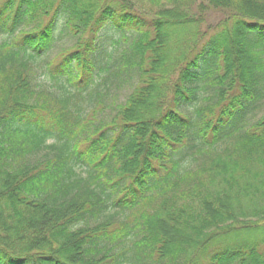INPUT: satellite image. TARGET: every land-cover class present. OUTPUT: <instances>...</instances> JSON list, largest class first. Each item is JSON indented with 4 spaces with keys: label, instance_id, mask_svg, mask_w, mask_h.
<instances>
[{
    "label": "trees",
    "instance_id": "obj_1",
    "mask_svg": "<svg viewBox=\"0 0 264 264\" xmlns=\"http://www.w3.org/2000/svg\"><path fill=\"white\" fill-rule=\"evenodd\" d=\"M146 1L0 0V264H264V116L243 122L264 99V0ZM109 26L136 83L95 124ZM59 29L76 47L48 63L58 92L37 90Z\"/></svg>",
    "mask_w": 264,
    "mask_h": 264
},
{
    "label": "rangeland",
    "instance_id": "obj_2",
    "mask_svg": "<svg viewBox=\"0 0 264 264\" xmlns=\"http://www.w3.org/2000/svg\"><path fill=\"white\" fill-rule=\"evenodd\" d=\"M142 2L148 4L146 0H141L139 4H142ZM180 2V0H161L160 4H162L163 7H173L176 5L178 7ZM180 5L182 6L183 4L181 3ZM197 5L198 2L192 4L191 8H193L194 10L195 6ZM204 7L205 8L202 9L199 14L203 15L205 21L207 18L208 22L213 24L217 22L215 18L218 20L224 11V9L208 7L207 4H204ZM188 30L189 32H191L190 29ZM201 30L204 31V26H202ZM55 35L56 40L53 43L52 48L48 52L43 53L41 56L37 57V59L33 62V87L37 90L58 92V86L61 83L55 82V80L50 77V72L47 68L48 63L55 60L57 57L61 56V54L68 51L69 49H73L76 47V41L78 40L77 36H71L61 29L57 30ZM171 36L176 35L172 34ZM99 41L102 48L104 49V52L102 56L98 58L99 63L103 66L100 68V74L96 80L101 81L97 92H100L101 96L103 95V98H101L102 102H99L97 104L96 101H92L90 107H93L96 104L94 107V113H91V116H88V118L92 119L91 121H94L95 124H98L100 121L107 122L108 120H110L115 115L118 105L125 101L136 83V79L134 77L128 79L123 78L118 82L117 77H115L113 73L116 70L117 64L115 62L116 59L119 58L118 55L120 54V51L127 44H129V42L127 43L125 40L123 41L122 33L116 30V28L109 26L101 31ZM94 90L96 91V89ZM90 93L91 92L85 91L83 92V96L87 98ZM212 93L213 90L211 91L210 88H204V90L203 88H200L198 90L197 99L193 101L192 104L186 106L185 110L187 112H192L195 107L205 104L206 102H208L207 97L211 96ZM86 104L87 103L84 101L83 105L85 106ZM88 108L89 107H86L85 111L88 110ZM262 116H264V99L258 101L255 106L251 107L245 113V115L243 116V122L245 123L244 127H249L251 124L259 120ZM51 142L52 141L50 140L49 143ZM220 145L223 146L224 143L221 142ZM45 152V150H41L37 154L33 155L31 157V160L35 161L36 159L42 157ZM193 158L195 159V157ZM194 159L192 160V158L186 156L184 157V159H182L181 164L186 166L190 165L192 166V168H194L197 166V162Z\"/></svg>",
    "mask_w": 264,
    "mask_h": 264
}]
</instances>
